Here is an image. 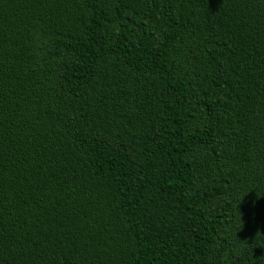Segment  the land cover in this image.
<instances>
[{
	"label": "trees",
	"instance_id": "trees-1",
	"mask_svg": "<svg viewBox=\"0 0 264 264\" xmlns=\"http://www.w3.org/2000/svg\"><path fill=\"white\" fill-rule=\"evenodd\" d=\"M0 264H264V0H0Z\"/></svg>",
	"mask_w": 264,
	"mask_h": 264
}]
</instances>
